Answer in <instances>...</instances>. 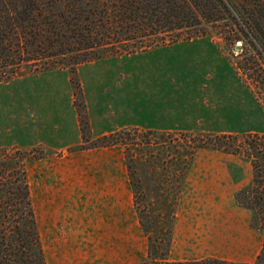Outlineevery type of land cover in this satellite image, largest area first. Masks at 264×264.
I'll use <instances>...</instances> for the list:
<instances>
[{
    "label": "rangeland",
    "instance_id": "1",
    "mask_svg": "<svg viewBox=\"0 0 264 264\" xmlns=\"http://www.w3.org/2000/svg\"><path fill=\"white\" fill-rule=\"evenodd\" d=\"M122 48L116 45L91 61L94 62L91 75L89 69L85 70L88 64L76 67L81 95L77 84L71 82L72 72L60 63L51 68V73L31 75L24 72L7 83H0V147L13 149L16 148L14 145H19L21 149H17L27 158V181L45 264L115 263V259L119 261L122 252L127 250L134 251L139 263L147 260L148 255V239L136 211L133 232L129 226L128 235L122 237L119 229L123 217L133 213L129 197L134 207L129 174L124 173L127 167L122 145L93 146L102 136H92L90 127L89 133L84 138L81 134L82 139L69 150L40 145L32 147L31 142L23 141L40 135L39 123L45 120L46 123L65 121L66 113L62 111L64 108L66 111V101L77 115L81 110L88 125L89 109L93 108V113L98 115L101 106H104L108 119H112L111 113L117 114L118 120L128 119L129 114L122 110L128 95H132L136 107L144 102L152 110L170 104L183 107V115L178 119L168 113L161 116L152 111L144 117L135 115V125L129 124L119 130L137 127L195 134L264 132V88L254 80L257 74L264 76V59L250 45L241 41L235 45L227 44L211 31L204 36L179 39L171 45L129 53L128 57ZM249 66L253 68L247 69ZM122 77L132 82L130 94L115 90L123 83ZM150 80L157 84L156 91L148 86ZM166 86L173 95L179 93L175 103L163 93ZM186 108H191L190 114H186ZM45 114H48L46 118ZM136 138L135 142L140 143L145 137L140 133ZM175 138L178 137L172 135V155L178 148ZM129 155L138 162L140 155L136 147L129 151ZM66 165L71 170L68 174ZM134 172L132 182L143 189L166 186L161 184L163 179L156 171L144 173L135 168ZM66 176L73 185L81 186L79 197H73L67 206L64 194ZM104 176L108 179L102 180ZM251 176L250 163L242 155L209 148L197 152L179 196V217L173 230L168 261L193 259L205 252L192 251L203 247L232 246L226 243L245 235L242 231L244 220L247 216L251 218V213L236 202L235 193L249 184ZM116 188H119L116 190L119 200L100 195L111 189L115 192ZM66 214L68 222H72L68 224L67 236ZM76 224H81L78 235ZM117 249L120 252L117 253ZM149 264L165 262L150 261Z\"/></svg>",
    "mask_w": 264,
    "mask_h": 264
},
{
    "label": "trees",
    "instance_id": "2",
    "mask_svg": "<svg viewBox=\"0 0 264 264\" xmlns=\"http://www.w3.org/2000/svg\"><path fill=\"white\" fill-rule=\"evenodd\" d=\"M211 31L227 44L250 45L264 59V0H0V83L60 63L72 72L71 82L80 94L76 67L116 45L135 53ZM254 80L264 88V76L257 74ZM78 116L84 138L89 125L81 110ZM140 133L145 138L136 143ZM172 135L178 137L173 155ZM99 139L92 145L124 148L135 211L148 239L147 260L141 264H234L214 257L168 261L178 199L195 154L205 148L242 155L249 161L251 181L236 191L235 200L250 211V225L262 234L255 264H264V132L195 134L136 127ZM134 147L138 162L129 155ZM26 160L17 148H0V264H45ZM135 168L156 171L166 186L143 189L136 185L131 178Z\"/></svg>",
    "mask_w": 264,
    "mask_h": 264
},
{
    "label": "crops",
    "instance_id": "3",
    "mask_svg": "<svg viewBox=\"0 0 264 264\" xmlns=\"http://www.w3.org/2000/svg\"><path fill=\"white\" fill-rule=\"evenodd\" d=\"M133 54H135V53H133ZM128 56H129V53H128L127 57ZM84 63L88 64V66H86L85 70L89 69L90 75H91L92 74L91 72L94 71V69H93L94 62L91 63V61H88V63L87 62H84ZM81 64L83 65V63H81ZM88 67H90V68H88ZM91 69H92V71H91ZM51 71H52L51 69H47V70H40L37 72L26 73V74L37 75V73H38V75H40V74L43 75V74L51 73ZM95 72H96V70H95ZM102 72L106 73L103 70H102ZM126 77H128V75ZM121 80L123 81V83L120 86H118L115 90L116 91L125 90L128 94H130V91L132 90V85H131L132 82H129L128 79L125 81L123 77L121 78ZM148 84H149L148 86L150 87V89L152 91L157 90V84H155L154 82H151V80H150V83H148ZM150 85L153 87H151ZM67 87H68V84H67V79H66V88ZM129 88H130V90H129ZM150 89H149V91H151ZM68 93L69 92L66 89V94L68 95ZM163 93L166 96L173 98L174 103H175V100L177 99V97L179 96V93L173 95V93L169 92L167 90V86H166V89H164ZM82 96H83V94H82ZM125 102H126V106L122 107V110L127 115L129 114L128 119H126V120H124V119L118 120L116 117L117 114H115L116 116H114L113 113L110 114L112 119H110V118L108 119V114L106 113V110H104V106H101V110L98 113V115H95L93 113V108H90L89 110L92 114V116H91V114L89 113V115H90L89 127H90L91 135L94 137H100V136L107 135L111 132L117 131L120 128H123V127L125 128L129 124L135 125V123H134L135 115H138V116H143L145 114L149 115L152 111L156 114L159 113V115H161V116L166 115L168 113L169 116H175L177 119L183 115V107L177 106L176 104L175 105L170 104V106L166 105V107L162 106L161 108H159V106H158L157 109L154 108L155 110L154 109L152 110L151 107L149 106V104H146L145 102L141 106L139 105L138 107H136L134 105L132 95H128L127 100ZM189 111H191V108H186V114H190ZM62 112L66 113V120L65 121H61V122L59 121V123H53V120H52V122L46 123V120H45V121L39 123L38 129H41V130H38V131L40 132V135L34 136L33 138H30L29 141L26 139H23V141L31 142L30 144L32 147H38L40 145L42 147L45 146V148H53V149H55V148H58V149L66 148V150H69L70 147L78 144V142L82 139V137H81V130H80V126H79L77 112L71 106L69 101H66V111L64 108ZM47 116H48V114H45V118ZM113 116H114V118H113ZM129 119H131L132 121L130 122ZM60 120H62V119H60ZM54 133L56 134V137H54ZM111 146H115V145H111ZM13 147L21 149V147L19 145H14ZM0 148H3V146ZM196 155H197V153L195 154L194 160L196 158ZM194 160H193V162L189 168V171H188L187 176H186V180H187L188 175L192 169ZM70 171L71 170H69L68 165H66V174H68V172H70ZM76 171H78V170H76ZM76 171H72V172H76ZM124 173H125V175L127 174V169L125 170ZM251 174H252V171H251ZM125 175L123 177L126 178ZM109 178L114 181V179H112L111 177H109ZM251 178H252V176H251ZM107 179H108V176H104V178H102V180H107ZM186 180H185V183H186ZM126 186H127L126 182L124 181V187H126ZM109 187L112 188V186H109ZM80 188H81V186H79L77 183L73 185V183L70 182L68 180V177L66 176V187H65V193H64V194H66V206H67V204L72 202L73 197H74V199H77L79 197L78 191ZM118 189L119 188H116L114 190L115 192H113V189H111L110 192L109 191L101 192L100 195L106 196V197L110 198L111 200H113L112 197H114L115 200H119L118 199L119 196H118L117 191H116ZM100 191H103V190H100ZM55 195L58 196L59 192L56 191ZM129 199L131 200L133 213L131 214V216L128 214V217H126V218H124L122 216L123 217V219H122L123 223L119 228L120 231H122L121 232L122 237L125 234H126V236L128 235L129 226H130V229L132 232L135 228V216H134L135 210H134V207L132 204L133 203L132 198L129 197ZM178 201H179V199H178ZM177 206H178V203H177ZM66 212H67V208H66ZM177 217H179V216L177 214V207H176V217L174 220L173 230L176 227ZM244 222L245 223L243 225L242 231L245 233V235L243 234L239 237H236L235 239H232L230 242L226 243V244H232V246H228L226 248H217V249L214 247H210V248L207 247L206 249H204V247H203V249H201V250L196 249V250L192 251V252H200V253L205 252L204 254H202L200 256L194 257L193 259L172 260V261H193V260H199V259H203V258H207V257H214V258L226 260L229 262H235V263L239 262L242 264H252L254 261L256 262L257 256L259 255V253L262 249L263 237H262L261 232L258 229H255L250 225L249 216L246 217ZM68 224H72V222H68V216L66 214V236H67V229L70 228L68 226ZM83 226H84V228H86L85 224H83ZM78 227L81 228V224L80 225L76 224V226H75V228H77V232H76L77 235H78ZM172 236H173V231H172ZM117 250H116L117 253L120 252L119 250L118 251ZM121 252H122V250H121ZM119 258H120L119 261L115 259V261H116L115 263L113 261H111V263H107V264H141L142 262H144L142 260L139 263L136 262L135 253L133 250H131V252L129 250L122 252V256ZM104 264H106V262Z\"/></svg>",
    "mask_w": 264,
    "mask_h": 264
}]
</instances>
